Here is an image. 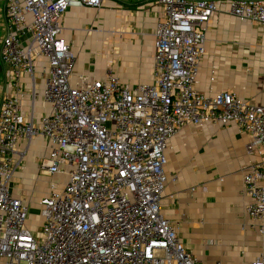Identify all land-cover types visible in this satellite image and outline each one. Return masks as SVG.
<instances>
[{"label":"built area","instance_id":"built-area-1","mask_svg":"<svg viewBox=\"0 0 264 264\" xmlns=\"http://www.w3.org/2000/svg\"><path fill=\"white\" fill-rule=\"evenodd\" d=\"M157 2L163 10L153 79L128 86L112 74L72 83L75 56L60 37L62 16L100 0H5L0 62L11 71L13 94L0 106V264H201L161 214L160 198L169 140L205 123H232L248 134V152L260 150L241 180L250 227L264 239V106L194 87L214 0ZM227 11L264 24V0H229ZM23 74L31 89L28 113L20 98ZM38 80L47 111L35 119ZM37 137L45 141L37 171L48 190L31 230L29 199L15 196L11 183ZM250 264H264V252Z\"/></svg>","mask_w":264,"mask_h":264},{"label":"crops","instance_id":"crops-1","mask_svg":"<svg viewBox=\"0 0 264 264\" xmlns=\"http://www.w3.org/2000/svg\"><path fill=\"white\" fill-rule=\"evenodd\" d=\"M214 1L217 10L204 28V55L194 87L206 95L231 91L250 104L264 106V24L228 13L229 0ZM0 2L1 42L6 23L5 0ZM162 10L157 0H100L99 6L68 8L61 19L60 37L75 56L72 83L103 79L107 74L128 86L151 82L154 33ZM0 69L6 80L0 86L1 106L4 97L13 94V86L10 69L1 62ZM20 81V98L28 113L31 89L25 74ZM41 89L38 80L35 119L47 111ZM249 142L248 134L232 123H205L183 127L164 151L161 214L176 225L185 249L201 264H250L264 252V239L250 227L245 213L250 198L242 193V169L261 158L257 148L248 152ZM45 155L44 139L34 138L14 176L26 182L25 193L19 183H11L15 196L26 195L38 205L48 190V179L37 171ZM36 180L44 186L35 185Z\"/></svg>","mask_w":264,"mask_h":264},{"label":"rangeland","instance_id":"rangeland-1","mask_svg":"<svg viewBox=\"0 0 264 264\" xmlns=\"http://www.w3.org/2000/svg\"><path fill=\"white\" fill-rule=\"evenodd\" d=\"M0 11H1V2H0ZM1 13H0V23H1ZM1 27H0V35H1ZM5 72L3 69H0V86L2 84H5ZM20 177V176H18ZM40 180H36L35 185L39 186H44L43 183L39 182ZM15 185H17L19 183V186L21 188V190L25 193V181H23L22 179L16 180L13 179V182ZM19 188V187H18ZM23 193V194H24ZM30 194V193H29ZM33 192L30 194V197H32ZM26 196V195H23ZM29 209H28V214H27V224L28 227L32 230V226H35L37 223H39V217H38V205H36L37 201H34L33 199L29 198Z\"/></svg>","mask_w":264,"mask_h":264}]
</instances>
